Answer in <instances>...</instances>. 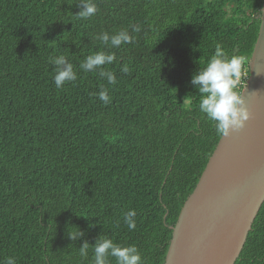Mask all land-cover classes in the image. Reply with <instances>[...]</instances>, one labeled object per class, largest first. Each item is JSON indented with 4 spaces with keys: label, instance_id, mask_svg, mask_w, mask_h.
I'll return each mask as SVG.
<instances>
[{
    "label": "trees",
    "instance_id": "16d2710c",
    "mask_svg": "<svg viewBox=\"0 0 264 264\" xmlns=\"http://www.w3.org/2000/svg\"><path fill=\"white\" fill-rule=\"evenodd\" d=\"M94 2L97 13L81 19L79 0H0V264H92L99 236L164 264L222 137L199 110L192 75L217 44L245 57L241 92L250 74L264 0ZM120 30L134 42L99 39ZM97 51L115 54L102 67L116 84L79 67ZM61 54L77 79L57 88L49 58ZM131 209L135 229L124 220ZM76 227L83 235L72 239ZM235 264H264V203Z\"/></svg>",
    "mask_w": 264,
    "mask_h": 264
},
{
    "label": "water",
    "instance_id": "95a60500",
    "mask_svg": "<svg viewBox=\"0 0 264 264\" xmlns=\"http://www.w3.org/2000/svg\"><path fill=\"white\" fill-rule=\"evenodd\" d=\"M248 71L243 91L246 88L251 117L242 129L222 136L217 143L172 227L164 264H235L245 247L264 203L262 22Z\"/></svg>",
    "mask_w": 264,
    "mask_h": 264
},
{
    "label": "clouds",
    "instance_id": "9594fccd",
    "mask_svg": "<svg viewBox=\"0 0 264 264\" xmlns=\"http://www.w3.org/2000/svg\"><path fill=\"white\" fill-rule=\"evenodd\" d=\"M78 16L86 19L94 16L98 7L94 0H79ZM253 19L264 23V9L256 10ZM138 25L132 27V32H139ZM99 39L111 47L118 48L122 43L134 42L133 36L127 30H120L114 35L107 32L100 34ZM115 54L106 51H97L88 55L79 67L85 72L99 70V76L107 79L109 84H116L113 72L105 70L102 66L112 64ZM50 63L55 67L54 83L61 88L66 82L77 79V72L68 58L63 54L50 57ZM246 59L243 55H228L223 48L217 44L215 53L209 58L206 66L197 70L191 78L190 83L202 94L199 110L209 119L215 122L216 130L222 136H228L234 130L242 129L250 119L251 113L245 103L246 88L240 91L241 82L246 77ZM121 71L128 73L129 67L125 64ZM260 74V73H257ZM98 98L104 104L110 102L107 89L102 88ZM136 211L131 209L124 214V220L129 229L136 228ZM75 232H70L72 239L83 235V231L76 227ZM89 243L85 242L80 247V255L87 257ZM92 264H111L109 258H115V264H143L142 256L133 245L117 244L109 237L99 236L92 249ZM5 264H15L14 258H7Z\"/></svg>",
    "mask_w": 264,
    "mask_h": 264
},
{
    "label": "rangeland",
    "instance_id": "374dc122",
    "mask_svg": "<svg viewBox=\"0 0 264 264\" xmlns=\"http://www.w3.org/2000/svg\"><path fill=\"white\" fill-rule=\"evenodd\" d=\"M230 8V7H229Z\"/></svg>",
    "mask_w": 264,
    "mask_h": 264
}]
</instances>
